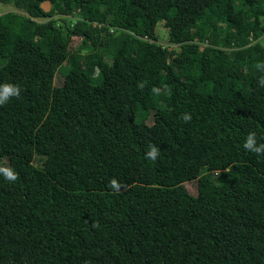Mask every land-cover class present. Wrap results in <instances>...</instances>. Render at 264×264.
Listing matches in <instances>:
<instances>
[{
    "label": "trees",
    "instance_id": "obj_1",
    "mask_svg": "<svg viewBox=\"0 0 264 264\" xmlns=\"http://www.w3.org/2000/svg\"><path fill=\"white\" fill-rule=\"evenodd\" d=\"M43 1L0 0V264H264V0Z\"/></svg>",
    "mask_w": 264,
    "mask_h": 264
},
{
    "label": "clouds",
    "instance_id": "obj_2",
    "mask_svg": "<svg viewBox=\"0 0 264 264\" xmlns=\"http://www.w3.org/2000/svg\"><path fill=\"white\" fill-rule=\"evenodd\" d=\"M264 80V79H262ZM20 95V88L13 84H3L0 85V105H3L9 101L11 97H18ZM185 122L191 120V115L188 113L183 114ZM244 149L251 151L257 155L264 154V144L257 145L256 137L254 133H249L246 137V140L243 145ZM159 148L155 145H149V150L146 152V157L151 160H156L159 155ZM0 173L9 181H15L17 179L16 173L9 168H0ZM109 187L119 192L122 188V185L115 179H110Z\"/></svg>",
    "mask_w": 264,
    "mask_h": 264
},
{
    "label": "rangeland",
    "instance_id": "obj_3",
    "mask_svg": "<svg viewBox=\"0 0 264 264\" xmlns=\"http://www.w3.org/2000/svg\"><path fill=\"white\" fill-rule=\"evenodd\" d=\"M12 9H15V8H13L10 4L0 2V13L5 12L7 10H12ZM18 11H23V10L19 9ZM61 16L62 15L59 14L60 19H61ZM76 18H77L76 15L66 16V19L68 21H72V22L75 21ZM155 32L157 34V40L163 44H166L167 40H168L167 39V28L163 25L162 21H158L156 23ZM261 40H262V44L264 45V38ZM90 46H91L90 43H86L83 50L87 49V47H90ZM2 59L3 58H1V56H0V61ZM69 66H70V56H67V58L61 62V64L57 67V69L55 71V74H54V83L55 84H59L62 82V80L64 79V75H65L66 71L68 70ZM87 72H88L92 82H98L101 79V72H100L98 66L94 65L92 68L88 69ZM137 117L139 118L138 114H137ZM146 121L148 123H151L153 121V114L152 113L147 116ZM39 159H40L39 155H36L34 160H33L34 163L39 165ZM185 185H186V188L191 193H196V181L195 180H192V179L188 180L185 182Z\"/></svg>",
    "mask_w": 264,
    "mask_h": 264
},
{
    "label": "crops",
    "instance_id": "obj_4",
    "mask_svg": "<svg viewBox=\"0 0 264 264\" xmlns=\"http://www.w3.org/2000/svg\"><path fill=\"white\" fill-rule=\"evenodd\" d=\"M42 7L44 9H48L50 7V2L48 0H44L42 3H41Z\"/></svg>",
    "mask_w": 264,
    "mask_h": 264
},
{
    "label": "built area",
    "instance_id": "obj_5",
    "mask_svg": "<svg viewBox=\"0 0 264 264\" xmlns=\"http://www.w3.org/2000/svg\"><path fill=\"white\" fill-rule=\"evenodd\" d=\"M166 44H171L172 46L174 45L173 42H172V43L167 42ZM169 46H170V45H169Z\"/></svg>",
    "mask_w": 264,
    "mask_h": 264
}]
</instances>
